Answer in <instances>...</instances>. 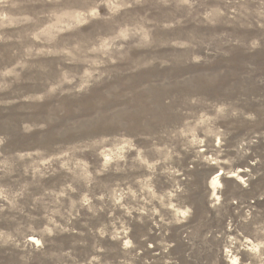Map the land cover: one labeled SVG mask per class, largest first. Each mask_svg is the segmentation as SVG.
<instances>
[{
    "label": "rangeland",
    "instance_id": "1",
    "mask_svg": "<svg viewBox=\"0 0 264 264\" xmlns=\"http://www.w3.org/2000/svg\"><path fill=\"white\" fill-rule=\"evenodd\" d=\"M0 264H264V0H0Z\"/></svg>",
    "mask_w": 264,
    "mask_h": 264
}]
</instances>
